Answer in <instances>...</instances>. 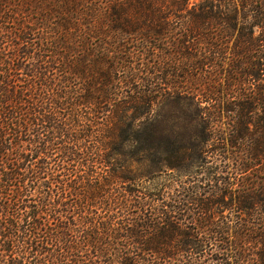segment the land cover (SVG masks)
Segmentation results:
<instances>
[{"label": "trees", "instance_id": "obj_1", "mask_svg": "<svg viewBox=\"0 0 264 264\" xmlns=\"http://www.w3.org/2000/svg\"><path fill=\"white\" fill-rule=\"evenodd\" d=\"M0 264H264V0H0Z\"/></svg>", "mask_w": 264, "mask_h": 264}, {"label": "rangeland", "instance_id": "obj_2", "mask_svg": "<svg viewBox=\"0 0 264 264\" xmlns=\"http://www.w3.org/2000/svg\"><path fill=\"white\" fill-rule=\"evenodd\" d=\"M177 109V108H176ZM176 109H174V105L173 104H167L166 106H162V107H157L156 108V111H161V112H163V113H170V112H172L173 110H176Z\"/></svg>", "mask_w": 264, "mask_h": 264}]
</instances>
